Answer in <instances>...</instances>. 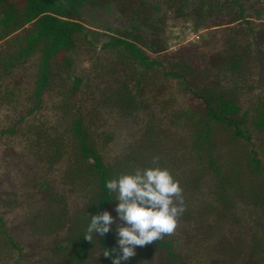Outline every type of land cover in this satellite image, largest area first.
<instances>
[{"label":"trees","instance_id":"16d2710c","mask_svg":"<svg viewBox=\"0 0 264 264\" xmlns=\"http://www.w3.org/2000/svg\"><path fill=\"white\" fill-rule=\"evenodd\" d=\"M100 10L121 23L91 29ZM263 11L264 0H0V137L12 148L20 138L44 168L64 165L66 189L47 177L35 182L43 203L26 224L44 244L39 263L114 264L124 222L107 181L155 167L158 157L181 183L179 220L190 223L194 246L204 225L222 264H264V84L252 34ZM188 33L197 37L173 49ZM108 114L139 125L111 160L102 154L114 137ZM103 211L116 222L85 239L90 215ZM242 221L247 237L220 230ZM180 239L137 247L121 264L147 254L200 264L195 247L174 249ZM22 254L0 214V264H18Z\"/></svg>","mask_w":264,"mask_h":264},{"label":"rangeland","instance_id":"374dc122","mask_svg":"<svg viewBox=\"0 0 264 264\" xmlns=\"http://www.w3.org/2000/svg\"><path fill=\"white\" fill-rule=\"evenodd\" d=\"M103 10L91 15L94 17V23L87 22V25L94 30H102V21L112 24H120L121 18L114 13L106 14ZM254 19V26L252 34L254 37L256 58L254 59L256 66L254 67L255 75L258 78V83L264 84V11L259 18ZM180 25V24H179ZM176 31L179 28H175ZM195 36L193 33L186 34L179 40L172 43V48L175 49L181 43H185ZM82 65L87 67L88 62L83 61ZM177 86L174 88L175 91ZM174 94V93H172ZM177 102H181L182 95H175ZM107 129L114 133L113 139L106 144L102 149V154L107 160L116 157L122 150L123 146L130 142L136 135L139 125L131 118L123 117L117 114H108ZM9 138L7 135L0 137V214L3 217L8 233L12 234L16 241L20 243L23 248V254L18 258V264H42V252L44 251V244L33 233L31 227L26 222L28 221V214L31 211H36L37 206L43 203V193L39 189L38 184L42 178L47 177L53 187L63 190L67 186L62 184L61 172L64 165L57 170L51 168H44L40 166L39 162L34 158V154L22 144L21 139H17V144L13 148L8 144ZM7 142V143H6ZM70 193V192H69ZM77 193H70V203L77 202ZM241 224L225 223L223 233L227 236H238V234L245 237L247 223L242 221ZM205 224V222H203ZM187 229V230H186ZM199 229L203 231L204 236L194 246V239L190 233V223L184 220H179L177 229L172 236L180 239L179 242L173 244L174 249L179 253H185L195 247L194 260H198L200 264H222L219 260L222 256L219 247H216V236H209L208 228L204 225H199ZM218 229V228H217ZM197 231V229H195ZM241 231V233L239 232ZM193 252V251H192ZM192 254V253H191ZM149 260L145 257L142 259L135 257L138 264H161L157 257L153 255ZM9 264H15L9 262Z\"/></svg>","mask_w":264,"mask_h":264},{"label":"clouds","instance_id":"9594fccd","mask_svg":"<svg viewBox=\"0 0 264 264\" xmlns=\"http://www.w3.org/2000/svg\"><path fill=\"white\" fill-rule=\"evenodd\" d=\"M158 157L155 167L137 168L134 173L120 174L109 179L106 187L116 193V211L123 224L117 225L120 255L114 257V264H121L136 254L137 247H143L174 234L179 218L185 211L183 189L180 181L167 167H160ZM91 220L85 239L92 241L93 234H107L116 218L109 211L90 215ZM114 249H106L105 256Z\"/></svg>","mask_w":264,"mask_h":264}]
</instances>
